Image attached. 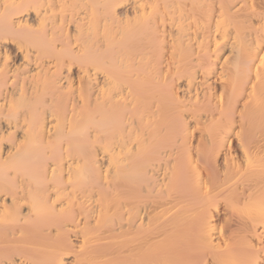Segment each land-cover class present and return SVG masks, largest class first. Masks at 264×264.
Listing matches in <instances>:
<instances>
[{
	"label": "bare ground",
	"instance_id": "obj_1",
	"mask_svg": "<svg viewBox=\"0 0 264 264\" xmlns=\"http://www.w3.org/2000/svg\"><path fill=\"white\" fill-rule=\"evenodd\" d=\"M0 264H264V0H0Z\"/></svg>",
	"mask_w": 264,
	"mask_h": 264
}]
</instances>
